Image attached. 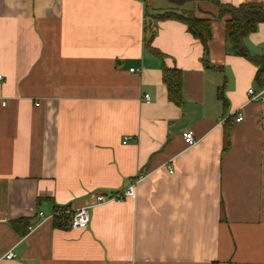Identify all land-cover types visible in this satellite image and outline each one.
<instances>
[{"label":"crops","instance_id":"1","mask_svg":"<svg viewBox=\"0 0 264 264\" xmlns=\"http://www.w3.org/2000/svg\"><path fill=\"white\" fill-rule=\"evenodd\" d=\"M171 6L0 0V264H264V101L247 93L262 92L256 68L226 53L229 17L213 19L204 0L181 8L211 21L210 68L176 21L154 23L162 56L151 53L144 8ZM246 44L264 52V23ZM162 66L183 75L180 107ZM138 176L132 197L97 203ZM83 207V230L38 216Z\"/></svg>","mask_w":264,"mask_h":264},{"label":"trees","instance_id":"2","mask_svg":"<svg viewBox=\"0 0 264 264\" xmlns=\"http://www.w3.org/2000/svg\"><path fill=\"white\" fill-rule=\"evenodd\" d=\"M172 4L171 8L152 13L144 8V47L156 56H162L151 47L154 38V23L176 21L186 27L187 32L202 46L201 62L205 68H210L208 42L211 37L210 20L195 17L191 12L181 7L187 2L199 0H166ZM218 8V14L213 19L228 16L225 22V49L227 54L244 58L256 68L254 80L261 89L264 88V52L252 55L247 48V38L257 30L259 24L264 23V6L259 3H243L238 6L223 4L219 0H204ZM162 82L166 86L168 100L180 107L183 102V75L178 69H168L162 66ZM224 87L218 88V99L223 101L227 109V101L223 95ZM59 213L52 219L55 229H66L74 212L69 208H56Z\"/></svg>","mask_w":264,"mask_h":264},{"label":"built area","instance_id":"3","mask_svg":"<svg viewBox=\"0 0 264 264\" xmlns=\"http://www.w3.org/2000/svg\"><path fill=\"white\" fill-rule=\"evenodd\" d=\"M132 71V70H131ZM1 78V77H0ZM248 95L250 96V100H256V99H261L262 101H264V88L262 89L261 93L255 94L253 89H248L247 91ZM149 96L148 95H144V99L146 101H148ZM4 105V104H3ZM36 106H38V104H36ZM242 116L240 114H238V117L236 118V122L239 123L242 121ZM183 143L186 145V147H193L196 143L197 140L194 137V134L192 131H190L189 129L184 130L181 134ZM128 139H124L123 144L127 142ZM143 179V176H138L137 180L135 181V184L128 187L127 189H125L124 191L118 192V193H114V194H99L96 196V201L97 203H106L109 201H121L125 198H129L132 197L134 195V188L135 186ZM89 208L90 207H83L80 208L78 210H76L73 214V216L71 217L70 221H69V228L71 230H83L85 229L89 222H90V213H89ZM59 213H55L52 216L49 217H44L43 213H39L38 216L40 218L41 221H46L50 218H53L54 216H56ZM13 257L12 253H8L6 255V259H11Z\"/></svg>","mask_w":264,"mask_h":264}]
</instances>
